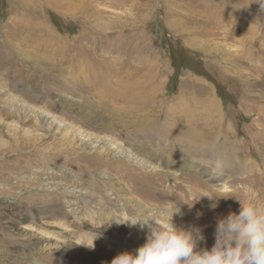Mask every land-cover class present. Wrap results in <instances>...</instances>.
<instances>
[{"label": "rangeland", "instance_id": "1", "mask_svg": "<svg viewBox=\"0 0 264 264\" xmlns=\"http://www.w3.org/2000/svg\"><path fill=\"white\" fill-rule=\"evenodd\" d=\"M71 2L0 0V264H110L174 206L210 249L264 207V0Z\"/></svg>", "mask_w": 264, "mask_h": 264}, {"label": "clouds", "instance_id": "2", "mask_svg": "<svg viewBox=\"0 0 264 264\" xmlns=\"http://www.w3.org/2000/svg\"><path fill=\"white\" fill-rule=\"evenodd\" d=\"M240 205L238 214L229 212L217 220L210 249H198L204 240L201 229L172 223L173 214H181L179 206L173 207L167 219L125 218L123 222L133 224L142 221L150 233L134 253L121 252L110 264H264V207L251 201Z\"/></svg>", "mask_w": 264, "mask_h": 264}, {"label": "bare ground", "instance_id": "3", "mask_svg": "<svg viewBox=\"0 0 264 264\" xmlns=\"http://www.w3.org/2000/svg\"><path fill=\"white\" fill-rule=\"evenodd\" d=\"M69 1H72V2H74V0H69ZM71 2V3H72ZM72 5V4H71ZM210 9V8H209ZM186 40V39H185ZM245 63V62H244ZM119 85V84H118ZM117 87V86H116ZM109 88V87H108ZM117 89V88H116ZM119 89V88H118ZM120 91V90H119ZM119 94V93H118ZM207 100V99H206ZM90 104V103H89ZM205 104H207L206 106L207 107H211V102H206ZM90 114V113H89ZM93 115V114H92ZM92 118V117H91ZM107 124V123H106ZM104 127V126H103ZM205 130V129H204ZM191 134H193V136H191ZM201 135H202V133H199V132H195V131H190V130H186V132H185V135L184 136H186V140H188V141H183L184 142V144L186 145V146H188V148H189V150L191 149L190 147H194V148H197L198 149V152H202L203 154L204 153H207V151L208 150H205V149H202V148H199V144L200 143H198V145L196 144L197 142H199V138H202L201 137ZM192 137H194V138H197L198 137V139H197V141L196 140H194V139H192ZM190 139V140H189ZM182 142V143H183ZM222 142V141H221ZM212 143V142H211ZM179 144H180V141H179ZM205 145V144H204ZM207 145V144H206ZM210 148H209V150H212L211 152H213L214 151V149L216 150V152H217V150H218V145L216 146V148H214V146L213 145H211L210 144ZM221 148V147H220ZM174 150V149H173ZM209 152V151H208ZM227 152V151H226ZM201 153V154H202ZM215 153V152H214ZM222 153V152H221ZM229 153V152H228ZM219 157V156H218ZM225 158V157H224ZM226 158H231V155H230V153L228 154V156H226ZM225 158V159H226ZM193 159V158H192ZM208 159V158H207ZM224 159V160H225ZM227 160V159H226ZM225 160V161H226ZM209 161V160H208ZM232 162V161H231ZM228 163V162H227ZM246 163V162H245ZM186 164V163H185ZM224 164H225V162H224ZM232 165V164H231ZM233 166V165H232ZM255 166V165H254ZM195 167V166H194ZM226 167H228V166H226ZM235 167V166H234ZM225 169V168H224ZM233 169V168H232ZM182 171V170H181ZM139 173V172H138ZM247 173V172H246ZM137 174V173H136ZM181 174V173H180ZM125 175V174H124ZM218 175V174H217ZM247 175V174H246ZM136 176V175H135ZM194 176V175H193ZM213 176V175H212ZM221 176V175H220ZM151 177V176H150ZM180 177V176H179ZM189 177H191V176H189ZM185 178V177H184ZM194 178H196V177H194ZM198 178V177H197ZM223 178V177H222ZM191 179H193V178H191ZM218 179V178H217ZM228 179V178H227ZM172 180V179H171ZM193 180H195V179H193ZM225 180V179H224ZM192 181V180H191ZM196 181V180H195ZM221 181V180H220ZM227 181V180H226ZM130 182H131V180H130ZM162 182V181H161ZM190 182V181H189ZM243 182V181H242ZM128 183V182H127ZM186 183V182H185ZM191 183V182H190ZM194 183V182H193ZM248 184V183H247ZM146 185V184H145ZM217 185H223L222 187H225L224 189H226L225 191L226 192H229L230 191V188H228L226 185V182L225 181H223V183L221 182V184L219 183V184H217ZM188 187V186H187ZM132 189V188H131ZM140 189V188H139ZM242 189V188H241ZM200 190V189H199ZM214 190V189H213ZM195 191V190H194ZM196 191H198V190H196ZM215 191V190H214ZM220 191V190H219ZM224 191V190H223ZM132 192V191H131ZM147 193V192H146ZM220 193V192H219ZM237 193V192H236ZM241 193H242V191H241ZM243 193H244V191H243ZM213 195V194H212ZM219 195V194H218ZM217 195V196H218ZM226 195V194H225ZM227 195H228V193H227ZM239 195V194H238ZM220 196V195H219ZM232 196V195H231ZM135 197V196H134ZM165 197V196H164ZM213 197V196H212ZM216 197V196H215ZM121 198V197H120ZM136 198V197H135ZM141 198V197H140ZM225 198V197H224ZM125 199V198H124ZM217 199V198H216ZM222 199V198H221ZM226 199V198H225ZM240 199V198H239ZM253 199V198H252ZM151 200V199H150ZM175 200V199H174ZM123 201V200H122ZM224 201V200H223ZM226 201V200H225ZM224 201V202H225ZM232 201V200H231ZM230 200H229V203L231 202ZM145 202V201H144ZM190 202V201H189ZM174 203H176V202H174ZM218 204V203H217ZM228 204V203H227ZM231 204V203H230ZM229 204V205H230ZM178 205V204H177ZM196 205V204H195ZM229 205H227V206H229ZM218 206V205H217ZM221 206V205H220ZM220 206H218V208L220 207ZM227 206H225L226 208H227ZM222 207V206H221ZM232 207V206H231ZM125 210H126V208H125ZM187 210V209H186ZM229 210V209H228ZM227 210V211H228ZM167 211V210H166ZM230 211H232V210H230ZM197 213V212H196ZM215 213V212H214ZM225 213V212H224ZM234 213V212H233ZM126 214V213H125ZM152 214V213H151ZM194 214V213H193ZM225 215V214H224ZM125 216V215H124ZM151 216V215H150ZM217 216H219L220 217V215H217ZM200 218V217H199ZM213 218V217H212ZM211 218V219H212ZM215 218H216V216H215ZM218 218V217H217ZM210 219V218H209ZM215 221H216V219H215ZM193 225V224H192ZM206 225V224H205ZM197 226V225H196ZM203 234V233H202ZM206 234V233H205ZM205 236V235H204ZM206 237V236H205ZM211 239H213V238H211Z\"/></svg>", "mask_w": 264, "mask_h": 264}]
</instances>
